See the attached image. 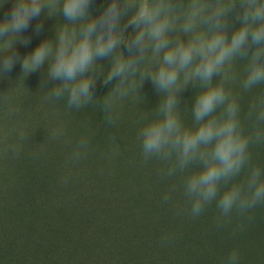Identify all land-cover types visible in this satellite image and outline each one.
I'll list each match as a JSON object with an SVG mask.
<instances>
[{"label": "clouds", "instance_id": "9594fccd", "mask_svg": "<svg viewBox=\"0 0 264 264\" xmlns=\"http://www.w3.org/2000/svg\"><path fill=\"white\" fill-rule=\"evenodd\" d=\"M89 5L90 0H17L11 18L0 22V70H11L14 60L6 54L33 17L42 11L48 16L62 13L65 22L55 28L54 38L43 40L21 61L27 74L47 64V77L60 81L48 89L45 101L66 96L67 106L77 109L93 103L92 90L102 75L105 85L117 81L102 105L103 111L111 113L115 100L128 95L130 78L134 86L138 76L139 87L147 78L161 99L156 116L138 132L142 155L145 161L167 162L162 170L167 177L194 168L183 179L189 215L198 217L215 201L220 227V218L234 210L244 215L264 204V174L251 163L249 153L250 144L264 142V130L259 127L264 122V97L250 106L248 116L255 113L256 127L245 134L237 99L225 88L236 79L231 75L236 60L246 62L245 91L264 83V0H189L187 4L182 0H110L98 18L89 14ZM237 6L239 26L229 36L228 14ZM124 19L127 23L121 27ZM130 26L133 32L125 37ZM121 45L127 48V56ZM105 58L110 61L106 74L98 63ZM146 62L154 67L143 70ZM214 77L219 81L214 83ZM189 85L199 88L190 109L191 126L185 125L178 108V94ZM108 120L112 122L111 115ZM86 144L81 141L77 149ZM73 158H80L79 150ZM245 168L247 175L238 182ZM169 240L162 238V242ZM238 261V251L233 249L227 264Z\"/></svg>", "mask_w": 264, "mask_h": 264}, {"label": "rangeland", "instance_id": "374dc122", "mask_svg": "<svg viewBox=\"0 0 264 264\" xmlns=\"http://www.w3.org/2000/svg\"><path fill=\"white\" fill-rule=\"evenodd\" d=\"M16 2L17 0H0V22L11 18ZM182 2L187 4L189 0ZM224 2L227 3L228 0ZM109 3L110 0H90L89 14L98 18ZM238 11L237 6L228 14L229 36L232 29L239 26V22L235 20ZM64 22L62 13L48 16L42 11L40 16L33 17L28 27L18 34L12 50L6 54L14 60L11 70H0V222L3 218L9 222L16 221V233L21 232L20 228L24 225L25 228L30 226L31 229H37L41 212L36 203L38 191L41 185H51L52 177H57V174L62 175L61 180L57 178L55 181L57 184L68 179L73 172H80V179L87 183L90 172L100 173L105 169L110 174L113 172L112 176H119L133 184L144 159L138 132L147 120L156 116V107L161 99L149 79L145 78L139 87L137 76L134 86L132 78L129 80L128 95L117 98L111 113H107L102 110V105L104 99L112 95V87L117 81L113 80L105 85L101 75L92 90L95 98L93 103L77 109L67 106L66 96L51 103L45 101L48 89L60 81H52L47 77V64L27 74L23 72L21 61L43 40L53 39L55 28L59 29ZM124 23H127L126 19L121 21L120 26L123 27ZM38 25L39 31L36 30ZM132 32L133 28L130 26L124 31V36L129 37ZM181 39L186 41L187 36L182 35ZM120 50L125 56L128 55L125 45H121ZM98 63L106 74L110 67L109 59H100ZM245 63L243 60L234 62L231 75L236 79L227 83L225 88L237 99L245 134H251L256 127V116L255 113L248 116L249 108L253 103L258 105L259 99L264 97V83L248 91L242 88ZM153 67L147 62L141 65L143 70ZM219 79L214 77L213 82L216 83ZM196 91H199L198 87L189 85L178 94V108L183 122L188 126L193 124L190 109ZM109 115L112 117L111 123ZM259 127L264 130V122ZM81 141L87 142L86 147L77 149ZM76 150L80 151L78 160L85 162V165L81 162L83 167L79 164L75 166L73 153ZM249 153L251 163L259 166L264 174V142L250 144ZM90 159L95 161L94 164L88 162ZM144 164L154 172L168 166L167 162L156 158H150ZM129 170H132L131 175L127 173ZM247 172L243 177L240 175L237 181L242 182ZM243 219L261 227V235L264 236V204L244 214ZM34 222L36 223L33 224Z\"/></svg>", "mask_w": 264, "mask_h": 264}, {"label": "trees", "instance_id": "16d2710c", "mask_svg": "<svg viewBox=\"0 0 264 264\" xmlns=\"http://www.w3.org/2000/svg\"><path fill=\"white\" fill-rule=\"evenodd\" d=\"M144 163L133 184L105 169L90 172L87 183L80 172L59 184L62 175L53 176L38 191L37 229L24 225L16 233V221L1 219L0 264H227L233 249L238 264H264L262 229L244 215L234 210L217 227L215 201L189 215L183 179L194 168L167 177Z\"/></svg>", "mask_w": 264, "mask_h": 264}]
</instances>
